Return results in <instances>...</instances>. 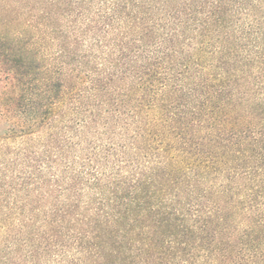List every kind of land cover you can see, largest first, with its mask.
<instances>
[{
    "label": "trees",
    "instance_id": "obj_1",
    "mask_svg": "<svg viewBox=\"0 0 264 264\" xmlns=\"http://www.w3.org/2000/svg\"><path fill=\"white\" fill-rule=\"evenodd\" d=\"M0 264H264V0H0Z\"/></svg>",
    "mask_w": 264,
    "mask_h": 264
}]
</instances>
